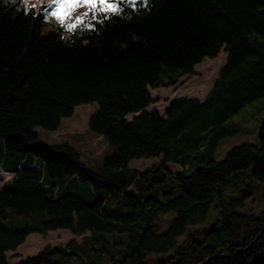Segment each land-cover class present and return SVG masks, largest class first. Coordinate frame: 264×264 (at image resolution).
<instances>
[{
  "label": "trees",
  "instance_id": "trees-1",
  "mask_svg": "<svg viewBox=\"0 0 264 264\" xmlns=\"http://www.w3.org/2000/svg\"><path fill=\"white\" fill-rule=\"evenodd\" d=\"M119 7L118 15H83L75 29H45L48 4L25 11L21 0H0V169L13 172L0 188V264L29 233L57 228L80 239L47 243L12 264H264V210L239 212V199L220 193L203 235L177 239L205 217L215 185L234 171L250 167L264 183V114L257 144L213 156L234 132L226 120L264 95V0ZM221 50L225 61L203 99L174 98L164 115L146 108L155 100L149 87L175 84ZM90 101L98 108L88 126L113 147L96 168L70 142H45L36 130L57 129ZM156 156L148 168L129 165ZM167 211L174 215L159 229Z\"/></svg>",
  "mask_w": 264,
  "mask_h": 264
},
{
  "label": "rangeland",
  "instance_id": "rangeland-1",
  "mask_svg": "<svg viewBox=\"0 0 264 264\" xmlns=\"http://www.w3.org/2000/svg\"><path fill=\"white\" fill-rule=\"evenodd\" d=\"M22 1V0H21ZM23 3V2H22ZM50 6L46 14L45 29L57 24L59 21L51 15V12L57 7L51 3V0H31V4H35L36 8L41 4ZM88 8L81 6L71 12L69 18L64 22L66 26L76 24L77 17L83 18L88 12ZM90 11V10H89ZM60 23V22H59ZM226 53L221 50L215 58L204 57L200 62L194 65L195 73L182 74L177 82L169 86L149 87L154 101L147 105V109L156 108L161 115H164L165 109L168 107L170 100L181 96H196L200 100L203 99L208 88L212 85L217 76V70L225 61ZM98 108L97 101H90L77 104L72 113L64 116L60 120V124L55 130H48L43 127H36L38 137L45 142H61L68 141L73 144L80 153V158L92 168H96L101 163L102 156L113 149L111 145H107L99 136L93 137L94 133L88 126L89 115ZM264 114V95L256 97L247 102L233 115H231L226 123L234 129L232 134L223 136L214 152V158L222 159L227 149L242 141L258 143V128ZM132 114H129L131 116ZM92 138V139H91ZM160 157L133 158L129 165L139 169L148 168L151 165L158 164ZM167 166L172 172L180 169L176 163L167 162ZM8 176L0 174V183L7 180ZM167 181L172 179L168 175ZM0 184V185H1ZM159 190L154 187L150 194L157 193ZM219 193L224 199L235 198L239 202L235 205V209L239 212H255L260 213L264 210V183L253 177L251 168H245L234 171L229 175L224 183L215 185V192L212 195L210 207L203 219L195 224H188L185 231L178 236V241L185 236L187 232L195 237H201L204 231L215 221L219 209ZM174 215L173 211L160 213L159 229H165ZM71 237L76 240L80 236H74L67 228H57L48 231L44 237L39 232L29 233L24 241L17 246L15 250L7 251V262L12 264L25 256L36 253L41 250L47 243L63 244Z\"/></svg>",
  "mask_w": 264,
  "mask_h": 264
},
{
  "label": "snow or ice",
  "instance_id": "snow-or-ice-1",
  "mask_svg": "<svg viewBox=\"0 0 264 264\" xmlns=\"http://www.w3.org/2000/svg\"><path fill=\"white\" fill-rule=\"evenodd\" d=\"M15 2V0H14ZM27 3L35 8V4H31V0H27ZM51 3L57 7L51 12V15L63 24L76 8L84 6L87 7L90 12L85 13V16H92L95 18L96 15L104 18L110 15H118L121 12L119 5L121 3H127L129 6L135 3V0H51ZM28 11V8L25 9ZM77 24L68 25L70 29H75L82 22L80 17H77Z\"/></svg>",
  "mask_w": 264,
  "mask_h": 264
},
{
  "label": "crops",
  "instance_id": "crops-1",
  "mask_svg": "<svg viewBox=\"0 0 264 264\" xmlns=\"http://www.w3.org/2000/svg\"><path fill=\"white\" fill-rule=\"evenodd\" d=\"M99 136V138H100V135H97V134H94V136L93 137H98ZM92 139V138H91ZM130 162V161H129ZM0 174H5V175H7L8 176V178H7V180H10L11 178H12V176H13V172H7V171H4V170H2V169H0ZM7 180H5L1 185H0V188L3 186V184L7 181Z\"/></svg>",
  "mask_w": 264,
  "mask_h": 264
},
{
  "label": "clouds",
  "instance_id": "clouds-1",
  "mask_svg": "<svg viewBox=\"0 0 264 264\" xmlns=\"http://www.w3.org/2000/svg\"><path fill=\"white\" fill-rule=\"evenodd\" d=\"M22 2L25 5V9L31 6L30 4L27 3V0H22ZM12 3H15L14 0H12Z\"/></svg>",
  "mask_w": 264,
  "mask_h": 264
},
{
  "label": "water",
  "instance_id": "water-1",
  "mask_svg": "<svg viewBox=\"0 0 264 264\" xmlns=\"http://www.w3.org/2000/svg\"><path fill=\"white\" fill-rule=\"evenodd\" d=\"M177 98H178V97H177ZM172 100H173V99H172ZM172 100H170V101H169L168 105L170 104V102H171ZM206 260H207V258H206V259H204V261H203V262H205ZM203 262H202V263H203ZM202 263H200V264H202Z\"/></svg>",
  "mask_w": 264,
  "mask_h": 264
}]
</instances>
